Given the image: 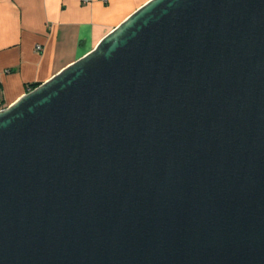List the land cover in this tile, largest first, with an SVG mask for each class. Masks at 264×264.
I'll return each mask as SVG.
<instances>
[{
    "label": "water",
    "instance_id": "95a60500",
    "mask_svg": "<svg viewBox=\"0 0 264 264\" xmlns=\"http://www.w3.org/2000/svg\"><path fill=\"white\" fill-rule=\"evenodd\" d=\"M0 264H264V0H149L0 109Z\"/></svg>",
    "mask_w": 264,
    "mask_h": 264
},
{
    "label": "crops",
    "instance_id": "0c3cea01",
    "mask_svg": "<svg viewBox=\"0 0 264 264\" xmlns=\"http://www.w3.org/2000/svg\"><path fill=\"white\" fill-rule=\"evenodd\" d=\"M147 1L0 0V109L87 54Z\"/></svg>",
    "mask_w": 264,
    "mask_h": 264
},
{
    "label": "built area",
    "instance_id": "2783aa9c",
    "mask_svg": "<svg viewBox=\"0 0 264 264\" xmlns=\"http://www.w3.org/2000/svg\"><path fill=\"white\" fill-rule=\"evenodd\" d=\"M83 1H84V2H90L91 0H83ZM36 48H37V49H41V46L38 45Z\"/></svg>",
    "mask_w": 264,
    "mask_h": 264
},
{
    "label": "trees",
    "instance_id": "16d2710c",
    "mask_svg": "<svg viewBox=\"0 0 264 264\" xmlns=\"http://www.w3.org/2000/svg\"><path fill=\"white\" fill-rule=\"evenodd\" d=\"M30 86H31L32 89H34L35 87L38 86V84H33V85H30ZM32 89H31V90H32Z\"/></svg>",
    "mask_w": 264,
    "mask_h": 264
}]
</instances>
